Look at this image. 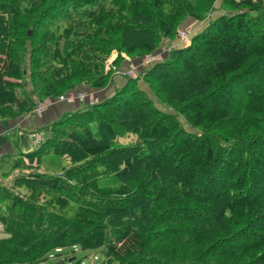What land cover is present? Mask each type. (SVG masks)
Listing matches in <instances>:
<instances>
[{
	"label": "trees",
	"instance_id": "obj_1",
	"mask_svg": "<svg viewBox=\"0 0 264 264\" xmlns=\"http://www.w3.org/2000/svg\"><path fill=\"white\" fill-rule=\"evenodd\" d=\"M215 2L0 0V118L102 89L113 71L103 55L118 52V67L121 53L174 40L185 19H209L190 46L14 156L0 183V264H62L49 259L65 248L100 249V264H264V0H221L213 19ZM43 154L71 166L43 172ZM107 175L118 184L102 187Z\"/></svg>",
	"mask_w": 264,
	"mask_h": 264
},
{
	"label": "rangeland",
	"instance_id": "obj_2",
	"mask_svg": "<svg viewBox=\"0 0 264 264\" xmlns=\"http://www.w3.org/2000/svg\"><path fill=\"white\" fill-rule=\"evenodd\" d=\"M215 1H216L215 2V8H217V9L215 12H213L211 14V17L213 19L217 18L219 16V14H221L223 11H225V10L221 9V0H215ZM188 20L191 21V24L190 23L184 24V26L180 25L179 27H182V28H178L177 32H175V34H174L175 37L177 36L179 38L176 40L178 41V43H180V44H178V46H176V48L190 46L193 43L194 36L198 35L205 28H207L209 26V19L202 20L201 22L194 21L190 18H188ZM180 35H181V37H180ZM159 51H161V49ZM157 53H154L153 55H156ZM118 54L119 53L116 52L115 50L111 51L110 53L103 55L104 60L102 62L107 71L113 70L111 72L110 79L108 82V84L110 85L109 88H112V86L113 87L115 86L114 92L112 90L113 94L116 93V90L118 88H122L126 85L127 80L124 79L123 77H125V74L128 71L136 68L135 63H139L142 61L144 63V66H147L148 64H152L151 62H148V60H147L146 56H148V55L134 57V56H130L126 53H121L120 59L117 62L118 67H116L114 65V61L118 59ZM81 57L84 60H89V61L90 60H99L101 58L99 56V54H97L95 52H91L88 56L87 55L85 56L84 52H82ZM133 57H134V60H132ZM140 57L141 58L143 57V59L145 57L146 58L144 60H142ZM129 59H131V60H129ZM127 60H129V61H127ZM27 62H28V60H27ZM113 68H115V69H113ZM141 68H139V72H140ZM128 78H131V77H128ZM121 81L124 82L122 85H121ZM88 88L92 89L90 87H88ZM105 88H107V85H106V87H104L102 89H105ZM109 88H107L106 91ZM140 89H142L148 95H150V91H149L150 89H149L147 84H144L142 82ZM157 99H155V97L154 98L152 97V100H153L152 102L156 108H158V104L156 103ZM161 109L169 112L171 115L175 114L174 108H172L171 106H169L167 104L162 105ZM182 124L185 126L187 131H191L189 128H187L185 123L182 122ZM40 144L41 143H39L38 145H33V146H37V148H38ZM143 152H144V150L140 149L139 154H142ZM70 166H71V163L68 160L63 159L56 154H43L40 156L39 168L41 170H43V172L55 174V173H58L60 171L67 169ZM99 181H100V184L102 185V187L114 186V185L118 184L117 180L114 178L113 175L102 176ZM0 226H1V224H0ZM6 236L7 235L2 231V229H0V237H6ZM102 259H103V256H102V252L100 249L82 250L79 248H65L63 250V253H61L59 255H55L54 258H50L49 260L51 261V263L63 261L62 264H70V263H73V264H100Z\"/></svg>",
	"mask_w": 264,
	"mask_h": 264
},
{
	"label": "crops",
	"instance_id": "obj_3",
	"mask_svg": "<svg viewBox=\"0 0 264 264\" xmlns=\"http://www.w3.org/2000/svg\"><path fill=\"white\" fill-rule=\"evenodd\" d=\"M189 23L191 24V21L185 19L181 26ZM176 39L177 38H175L174 40L165 39L158 49L160 50L162 47H165L167 45H172V47L178 46V44L180 43H178ZM159 50L157 51L158 54L160 52ZM141 59L143 60V57ZM132 60H134V57L132 58ZM135 64L136 68L132 70L137 75L139 74V68L142 67L140 70L141 72L144 68L148 69L151 67L150 65L144 66V63L142 61ZM123 78L126 80L128 79L127 76ZM123 83L124 82L121 81V85ZM141 83L142 82L138 83L139 87H141ZM109 87L110 85L107 84V88ZM107 88L89 89L85 86H79L75 92L85 93L87 95L83 102L49 99L48 104L44 107L42 112L35 111L36 105L38 104L37 103L27 114H23L13 118H0V183L2 182L7 185L10 184V180L12 179L14 172L9 173V176L4 172L10 169V166L15 159L14 156L18 155L19 153L24 154L31 152L37 148V146L33 145H38L39 143L30 136L31 132H41V129H43L46 125L60 119L62 115L81 108L83 103L86 104L89 102V98H93L94 100H101L108 96H111L115 90V86H112V88H109L106 91ZM26 89L30 98L34 102H37V95L32 90L29 81L27 83ZM0 229H2V226H0Z\"/></svg>",
	"mask_w": 264,
	"mask_h": 264
},
{
	"label": "built area",
	"instance_id": "obj_4",
	"mask_svg": "<svg viewBox=\"0 0 264 264\" xmlns=\"http://www.w3.org/2000/svg\"><path fill=\"white\" fill-rule=\"evenodd\" d=\"M181 37V35H180ZM171 50L170 46H167L164 49V52H169ZM158 59H160V55H149L147 56V60L148 62H155ZM115 69V68H113ZM125 76H133L135 77V72L133 70L128 71ZM86 94L85 93H80V92H73V91H68L66 93H64L63 95H60L57 100H64V101H79V102H83L86 98ZM89 101H94L93 98H89ZM49 99H45L43 102H40L36 105L35 111L36 112H42L44 107L48 104ZM30 136L37 141L38 143H41L44 141V139L46 138L45 133L44 132H40V131H35V132H31Z\"/></svg>",
	"mask_w": 264,
	"mask_h": 264
},
{
	"label": "clouds",
	"instance_id": "obj_5",
	"mask_svg": "<svg viewBox=\"0 0 264 264\" xmlns=\"http://www.w3.org/2000/svg\"><path fill=\"white\" fill-rule=\"evenodd\" d=\"M176 38L179 39L177 36H176ZM167 46H170V47H171L172 45H167ZM167 46L162 47V48L165 49ZM162 48H161V51L159 52V54H158V53L156 54V55H160V59H158V60H161V58L163 59L164 56L167 55V53H169V52L172 50L173 47H171V50H170L169 52H164V50H163ZM154 53H156V52H154ZM154 53H152L151 55H153ZM163 55H164V56H163ZM148 56H149V55H148ZM146 57H147V56H146ZM146 57H145V58H146ZM145 58H144V59H145ZM144 59H143V60H144ZM158 60H157V61H158ZM155 62H156V61H155ZM155 62H153V63H155ZM153 63H152V64H153ZM148 65H151V64H148ZM136 76H137V74L135 73V77H136ZM127 77L135 78V77H133V76H127ZM72 91H73V90H72ZM73 92H75V91H73ZM43 101H44V100H43Z\"/></svg>",
	"mask_w": 264,
	"mask_h": 264
}]
</instances>
